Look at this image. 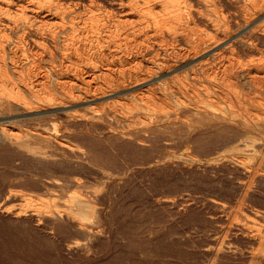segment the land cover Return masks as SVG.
I'll use <instances>...</instances> for the list:
<instances>
[{
  "label": "bare ground",
  "instance_id": "1",
  "mask_svg": "<svg viewBox=\"0 0 264 264\" xmlns=\"http://www.w3.org/2000/svg\"><path fill=\"white\" fill-rule=\"evenodd\" d=\"M170 98L191 118L240 130L219 147L239 173V195L210 196L222 212L205 264L240 249L238 237L245 264H264V201L251 196L264 180V0H0V109L56 116L25 134L2 126L10 140L34 135L72 149L76 126L98 122L127 125L125 136L156 125ZM69 196L63 208L26 207L91 233L83 213L95 207Z\"/></svg>",
  "mask_w": 264,
  "mask_h": 264
},
{
  "label": "rangeland",
  "instance_id": "2",
  "mask_svg": "<svg viewBox=\"0 0 264 264\" xmlns=\"http://www.w3.org/2000/svg\"><path fill=\"white\" fill-rule=\"evenodd\" d=\"M160 107L164 115L156 125L125 136L119 132L128 126L121 123L76 126L67 137L72 149L34 135L10 140L2 126L25 134L56 116L0 109V264L207 263L222 212L211 199L239 195V173L223 163L219 147L240 130L191 118L174 98ZM262 187L264 180L253 200L264 201ZM74 192L95 207L83 213L91 233L64 216L36 217L26 207L43 201L63 208ZM20 207L23 214L14 216ZM236 245L240 249L224 253L219 264L246 263L247 243L238 237Z\"/></svg>",
  "mask_w": 264,
  "mask_h": 264
}]
</instances>
